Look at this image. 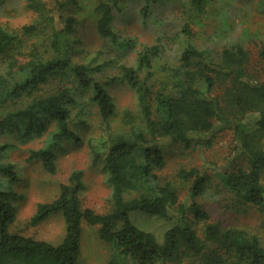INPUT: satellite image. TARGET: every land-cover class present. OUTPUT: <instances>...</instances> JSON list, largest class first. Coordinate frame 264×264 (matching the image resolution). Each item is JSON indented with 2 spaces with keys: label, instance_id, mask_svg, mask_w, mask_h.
<instances>
[{
  "label": "trees",
  "instance_id": "16d2710c",
  "mask_svg": "<svg viewBox=\"0 0 264 264\" xmlns=\"http://www.w3.org/2000/svg\"><path fill=\"white\" fill-rule=\"evenodd\" d=\"M264 2V0H260ZM161 0H146L141 12L147 16V5ZM197 14H203L207 0H189ZM75 0H56L54 8L32 2L28 8L39 15L30 25L23 27L24 35L36 32L45 20L61 19L59 28L51 34L50 53L31 60L8 74L0 75V140L9 135L23 143L50 134L53 143L77 140L73 126L77 121L71 116L67 104L72 103L67 85L88 91L96 106L101 135L89 142V150L95 165L107 176L111 189L112 211L97 215L90 209H82L79 196L84 190L83 174L73 172L68 183L60 187L58 198L50 204H38L30 219V226L37 227L49 217L60 214L64 222V237L58 246L10 233L15 222V208L11 200L16 196L0 190V264H79L83 223L98 227L99 238L113 247L115 254L108 264H172L182 258L195 260V264H264V243L243 231L222 230L207 224L203 238L198 237L187 223V215L196 222L206 223L207 215L192 202L186 208L179 205L177 194L168 181H161L158 173L165 167L163 142L190 148L194 140L211 135L216 122L236 123L238 148L247 166L232 171L225 169L218 174L223 186L242 205L259 209L264 215V85L252 82L245 73L249 60L247 52L234 45L223 50L218 60L210 51L198 49L191 42V32L183 29L187 43L180 56V64L172 70L170 88L153 94L151 82L153 63L159 57L157 46L144 47L137 56L135 68L120 67L119 77H103V67L96 64L91 55L82 64H75L72 57L76 19L60 17ZM118 11L116 0L110 4L99 3L97 35L113 46L122 48L112 30V20ZM14 38L0 28V58L11 51ZM264 56V51L261 53ZM120 82L135 94L139 109L136 120L125 115V132L114 133L111 120L115 106L109 90ZM56 83L57 90L48 96L41 92ZM222 88L221 96H215ZM27 100V105L5 113L3 108ZM237 111L242 117L255 115L253 122L239 121L233 114L229 121L225 112ZM12 148L0 142V175L10 184L17 183L14 166L3 162L5 152ZM29 160L39 161L43 170L56 173L55 156L50 150L30 153ZM208 164L198 169L181 170L178 178L193 180L190 198L204 194L209 182ZM142 214L165 221L177 219V225L168 230L162 243L147 232L134 227L131 214ZM121 229H117L118 225ZM264 227V223H263Z\"/></svg>",
  "mask_w": 264,
  "mask_h": 264
},
{
  "label": "rangeland",
  "instance_id": "374dc122",
  "mask_svg": "<svg viewBox=\"0 0 264 264\" xmlns=\"http://www.w3.org/2000/svg\"><path fill=\"white\" fill-rule=\"evenodd\" d=\"M64 1V0H61ZM75 5H68L60 17L72 16L76 19L72 61L82 64L93 55L96 64L103 67V77H119L120 67L135 68L138 53L144 47L160 48L159 57L153 63L152 93L169 90L172 70L179 66V60L186 46L187 38L183 29L191 32V42L198 49L211 52L218 60L223 50L240 45L248 54L249 60L245 73L252 82L264 85V2L260 0H207L203 14H197L189 0H161L160 3L147 5L148 14H141L146 8V0H116L118 11L112 20V30L121 44L118 48L109 41L100 38L96 32L97 15L95 7L101 2L110 4L113 0H75ZM32 2L54 8L56 0H0V28L14 38L11 51L0 58V75L8 74L9 68L25 65L31 60V53L37 58L50 53L49 44L52 31L59 28L61 19L45 20L41 27L31 35H24L22 28L30 25L39 15L28 8ZM72 103L67 104L71 116L77 124L73 133L77 140L51 141L49 134L26 142H19L14 137H2L1 143H9L3 162L14 166L17 183L10 184L0 175V190H8L16 197L11 200L15 208V222L10 233L35 241H42L58 246L64 237V222L60 214H55L37 227L29 222L38 204L54 202L60 193V187L68 183L75 171L83 174L84 190L79 196L82 209H90L97 215H107L112 211L111 189L107 176L101 171V165H95L89 150V142L96 141L101 135L100 122L96 106L91 102L88 91L67 85ZM57 90L52 83L43 89L45 97ZM218 88L215 96H221ZM115 106V116L111 120L114 133L125 132L123 125L125 115H129L138 124L139 109L134 92L123 82L109 90ZM27 100L9 104L4 107L5 113L21 109ZM233 114L239 121L251 123L255 115L243 118L237 111L227 110L226 118L231 121ZM214 133L194 140L190 148L163 142L165 167L158 173L161 181L172 184L179 205L183 208L195 202L207 215L206 223L196 222L187 215V223L195 234L203 238L207 224L218 226L222 230L236 229L257 237L264 243V215L250 205L238 202L220 182L218 174L226 168L230 171L247 166L238 148L236 123L216 122ZM50 150L55 156L56 173L47 174L39 161L29 160L31 152ZM208 164L209 182L202 196L192 200L190 188L193 180L182 181L178 178L181 170L198 169L203 163ZM264 185V173L261 175ZM131 224L137 229L152 234L158 243H162L164 234L177 225V219L165 221L142 214H131ZM79 264H108L115 254L113 247L99 238V228L83 223ZM118 225L117 229H121ZM172 264H195V260L182 258Z\"/></svg>",
  "mask_w": 264,
  "mask_h": 264
}]
</instances>
